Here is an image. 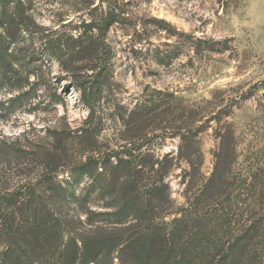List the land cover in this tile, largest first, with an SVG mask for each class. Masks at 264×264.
<instances>
[{
    "label": "trees",
    "instance_id": "1",
    "mask_svg": "<svg viewBox=\"0 0 264 264\" xmlns=\"http://www.w3.org/2000/svg\"><path fill=\"white\" fill-rule=\"evenodd\" d=\"M33 1L0 0L2 119L22 107L36 110L60 102L56 92L30 84L21 72L31 55L27 45L44 30L29 14ZM119 21V14L109 9L99 22L76 27L78 34L41 35L42 56H56L91 114L74 137L53 131L48 146L39 152L45 164L40 175L13 189L0 175V264H114L115 259L118 264H264V157L241 169L235 133L225 123L216 132L220 143L214 170L207 178L201 175L198 136L203 124L220 125L231 111L205 120L213 112L202 106L185 104L171 94L152 98L123 118L125 144L117 151L98 149L101 131L94 116L110 76L104 45ZM155 25L172 36L183 35L165 20H155ZM73 56H81L83 65ZM162 124L179 138L177 156L168 153L160 159L151 151ZM9 146L0 139V170ZM175 161L190 168L189 205L180 218L168 222L175 208L167 178ZM60 173L67 176L59 179ZM86 180L88 189L82 195L78 189ZM93 195H100L103 208L110 211H91L87 205ZM48 199L54 207L51 215ZM72 206L75 216L69 214ZM81 213L87 215L85 221ZM101 216L115 227L91 224Z\"/></svg>",
    "mask_w": 264,
    "mask_h": 264
},
{
    "label": "rangeland",
    "instance_id": "2",
    "mask_svg": "<svg viewBox=\"0 0 264 264\" xmlns=\"http://www.w3.org/2000/svg\"><path fill=\"white\" fill-rule=\"evenodd\" d=\"M109 9L119 14L120 21L110 29L104 45L110 76L94 116L101 131L98 149L117 151L126 143L123 118L152 98L162 100L171 94L185 104L212 111L205 120L231 111L220 125L202 122L205 129L198 141L203 178L214 170L220 143L216 132L225 123L235 133L241 169L264 157V0H34L29 14L46 36L70 31L78 34L76 27L83 22H99ZM158 19L183 35L172 36L159 29L155 25ZM41 35H34L27 45L31 55L26 56L27 65L21 72L29 77L30 84L37 82L43 91L56 92L60 102L47 107L42 104L36 110L22 107L9 118H0V139L10 145L0 175L7 178L11 189L42 173L45 164L39 152L48 146L53 131L63 138L74 137L91 114L80 102L72 75L63 70L56 56H42ZM80 58L73 56L82 66ZM89 60L84 61L92 66ZM3 98L5 94L0 91ZM165 126L161 125L150 146L160 159L168 153L177 156L180 144L176 132ZM71 154L79 159L77 152ZM175 163L167 178L175 208V213L165 219L168 222L180 218L182 209L189 205L190 168L184 162ZM66 176L60 173L59 179ZM88 185L89 180L84 181L78 193L85 195ZM103 204L100 195H93L87 207L107 213L109 209ZM74 207L69 209L70 216L76 215ZM47 208L51 215L54 207L50 199ZM81 215L85 221L87 215ZM111 222L101 216L91 224L111 228ZM118 229L117 225V233Z\"/></svg>",
    "mask_w": 264,
    "mask_h": 264
}]
</instances>
